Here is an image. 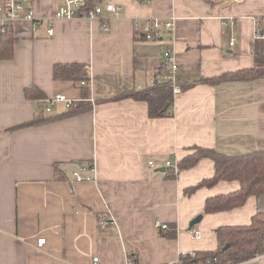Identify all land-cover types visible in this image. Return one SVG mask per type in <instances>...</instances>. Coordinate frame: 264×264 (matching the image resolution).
I'll return each mask as SVG.
<instances>
[{
  "label": "crops",
  "instance_id": "1",
  "mask_svg": "<svg viewBox=\"0 0 264 264\" xmlns=\"http://www.w3.org/2000/svg\"><path fill=\"white\" fill-rule=\"evenodd\" d=\"M110 2L118 14L104 12L95 20L54 18L61 0H33L36 22L0 15V37L11 26L15 39L13 58L0 60V264H128V254L136 264H166L184 253L216 250L217 228L250 224L264 212V195L232 210L204 212L208 197L239 189L238 180L186 195L187 187L213 176L210 158L176 177L165 166L171 158L179 164L193 146L231 156L264 151V78L198 82L253 67L256 55L264 56V0L101 4ZM154 17L173 20L180 84L190 85L175 95L173 115L157 118L149 116L146 101L117 99L152 85L165 69L162 55L171 35L144 40L135 27ZM59 63L90 66V98L79 83L54 78ZM33 86L44 93L40 102L26 97ZM58 93L92 108L26 126ZM67 110L56 101L44 113ZM80 166H88L81 173L95 179L77 181L73 172ZM200 214L202 220L190 227ZM104 216L111 221L107 226ZM157 220L176 236H164ZM39 238H46L42 247ZM239 264H264V254Z\"/></svg>",
  "mask_w": 264,
  "mask_h": 264
},
{
  "label": "trees",
  "instance_id": "2",
  "mask_svg": "<svg viewBox=\"0 0 264 264\" xmlns=\"http://www.w3.org/2000/svg\"><path fill=\"white\" fill-rule=\"evenodd\" d=\"M101 1L88 0L87 4L91 7L101 3ZM140 35L141 39H146L143 33H140ZM14 41L12 27L5 26L0 37V60L13 58ZM54 78L56 80H71L79 83L84 88V98H90L91 69L88 64L59 63L54 67ZM259 78H264V56L262 55H256V65L253 67L225 72L214 77L202 78L198 82L218 85L223 82L251 81ZM188 87L190 85L187 87L182 86V90ZM25 94L26 97L38 100V102H40V99H44L43 91L37 86L26 89ZM174 97L172 85L168 82L157 80L156 83L146 88L123 92L117 99L134 98L135 100L146 101L149 108V116L157 118L173 115ZM91 108L92 104L90 102H85L83 105L74 103L73 106L67 108L66 112L54 116L45 115L44 111L46 110L44 109L38 117L27 123L26 126L44 124ZM191 149L192 152L179 162L178 171L196 166L202 158H210L215 163V172L213 176L203 179L196 185L187 187L184 190L186 195H191L201 187L214 186L222 180H238L240 182L239 189L235 191L208 197L204 208L205 213L232 210L244 205L247 198L252 195H264L263 150L231 156L215 149L201 146H193ZM176 174L177 172L173 170L171 176L176 177ZM215 232L219 241L218 248L214 251L197 253L198 260L216 257L218 259L217 264H239L264 254V212L255 214L250 224L225 225L217 228ZM161 233L168 237L176 236V230L172 227L168 232L162 231ZM131 256L137 262V258L133 254Z\"/></svg>",
  "mask_w": 264,
  "mask_h": 264
},
{
  "label": "built area",
  "instance_id": "3",
  "mask_svg": "<svg viewBox=\"0 0 264 264\" xmlns=\"http://www.w3.org/2000/svg\"><path fill=\"white\" fill-rule=\"evenodd\" d=\"M33 0H0V15L4 17L6 20H15L19 18H24L27 20H31L33 22L37 21L34 8L32 6ZM88 0H61V4L57 9L54 18L56 19H71L84 17L90 20L102 19V15L104 12H111L114 14H118L120 8L114 3H107L103 5L98 3L94 6H89ZM226 24V22H225ZM136 29H138L147 40H155V41H164L166 35H171V41L165 44V49L163 51V65L164 71L158 79L152 80V85L157 82V80L162 82H168L172 85L174 95L181 93L182 85L180 84V66L177 62L176 53H175V39H174V22L169 19L166 21H162L157 17L149 18L144 23L140 21H136L135 23ZM109 25L105 22L103 24V29L105 31L109 30ZM49 34H53V30L49 31ZM261 34V32H260ZM235 39L232 38L230 41L231 45H233ZM84 83V82H83ZM62 101L66 103L67 108L73 106L74 102L68 99L65 95L58 93L57 95L51 97V99L46 100V111H50V107L56 102ZM156 164V161L150 160L149 165L153 166ZM165 166L172 167L178 172V163L174 158L168 159L165 162ZM90 169H94L92 165L89 167ZM88 169V166H80L79 170L74 171L73 175L77 181H91L94 180L95 177L91 175H83L81 172ZM110 220L108 217H102L101 224L103 226H107L110 224ZM156 226L162 231H168L170 229L169 225L161 220L156 221ZM193 234L195 237H200V232L193 229ZM46 242V238L38 239V246L42 247ZM94 261H98V257L94 258ZM128 264H136L134 258L131 254H128L127 257ZM218 259L216 257H209L206 260H198L197 254L194 252L184 253L180 257V259L176 262H170L166 264H217Z\"/></svg>",
  "mask_w": 264,
  "mask_h": 264
},
{
  "label": "water",
  "instance_id": "4",
  "mask_svg": "<svg viewBox=\"0 0 264 264\" xmlns=\"http://www.w3.org/2000/svg\"><path fill=\"white\" fill-rule=\"evenodd\" d=\"M159 170H160V171H165L164 168H160ZM202 217H203L202 214L196 216V217L191 221V223H190V227H194L196 224H198V223L202 220Z\"/></svg>",
  "mask_w": 264,
  "mask_h": 264
}]
</instances>
